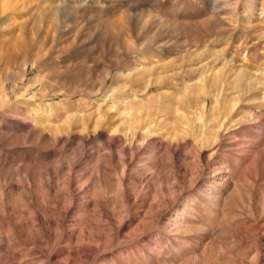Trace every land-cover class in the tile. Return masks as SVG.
Returning a JSON list of instances; mask_svg holds the SVG:
<instances>
[{"label": "rangeland", "instance_id": "1", "mask_svg": "<svg viewBox=\"0 0 264 264\" xmlns=\"http://www.w3.org/2000/svg\"><path fill=\"white\" fill-rule=\"evenodd\" d=\"M174 214L264 264V0H0V264L168 261Z\"/></svg>", "mask_w": 264, "mask_h": 264}, {"label": "bare ground", "instance_id": "2", "mask_svg": "<svg viewBox=\"0 0 264 264\" xmlns=\"http://www.w3.org/2000/svg\"><path fill=\"white\" fill-rule=\"evenodd\" d=\"M218 196H215L214 198H212L211 202L217 203L218 198H216V197H218ZM219 198H221V197H219ZM180 199H181V192L176 193L173 200L176 202V201H179ZM219 203H220V201H219ZM151 207L153 209L155 207L159 208V211L157 214V216L159 218H165L169 214L168 208L165 207L164 203H158V204L156 203V204L152 205ZM184 222H185V219L183 216L174 214V218L172 219L173 237L175 238L174 241L177 242L178 244H181V246L182 245L183 246L177 250V252L175 253V257L173 259L168 260V261H173V262H176L178 264H207L206 262L203 261V256H204L203 252H199V250L198 251L197 250L184 251V247H185L184 245H186L188 242L192 241V239L195 236L197 237L198 235L195 233L197 230H200V229H197L192 223L187 225V224H184ZM196 243H199V241H196ZM145 254H146L147 259L141 261L142 264H165L166 262H168V261H164V260H163V262L156 260L153 256H151L152 255L151 252L145 253ZM2 263H3V261L1 262V264Z\"/></svg>", "mask_w": 264, "mask_h": 264}]
</instances>
